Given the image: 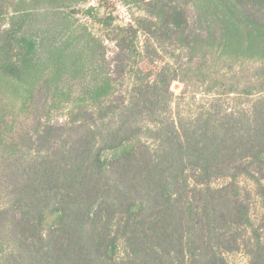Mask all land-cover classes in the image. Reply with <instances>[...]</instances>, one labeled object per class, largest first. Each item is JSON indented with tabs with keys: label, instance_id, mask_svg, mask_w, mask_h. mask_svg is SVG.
<instances>
[{
	"label": "trees",
	"instance_id": "1",
	"mask_svg": "<svg viewBox=\"0 0 264 264\" xmlns=\"http://www.w3.org/2000/svg\"><path fill=\"white\" fill-rule=\"evenodd\" d=\"M88 1L0 0V264H264V0H124L112 70L69 20ZM168 47L185 62L134 65ZM182 87L209 97L190 116Z\"/></svg>",
	"mask_w": 264,
	"mask_h": 264
},
{
	"label": "rangeland",
	"instance_id": "2",
	"mask_svg": "<svg viewBox=\"0 0 264 264\" xmlns=\"http://www.w3.org/2000/svg\"><path fill=\"white\" fill-rule=\"evenodd\" d=\"M92 8L93 11L91 14H87L86 10ZM72 17L69 20L75 23L76 27L83 35L91 34L92 37L100 38L103 40V44L106 47L105 53V60L106 63L109 64L110 70L113 69L114 62L113 59L116 54V46L115 42L111 40L109 37L108 31L104 30L102 25L99 23L101 18H105L109 15L115 17L114 25L126 26L128 24L135 25V20L143 16V10L140 5L132 4L129 5L124 2V0H89L86 4L79 5L73 7ZM55 24H59V21H53ZM58 28V27H57ZM52 37H55L54 32L52 33ZM144 41L145 36L144 34H139V39L137 42V50L138 53H141L142 56L144 55ZM160 50V51H159ZM160 52V57L155 61V63H151L150 60L144 59L143 62L142 58H136V62L134 65L137 67L143 68H152L155 72H157L162 66L169 62L173 66L177 67V64L184 63V52L182 49H177L176 47H168L166 51L158 49ZM137 53V54H138ZM100 64V62H99ZM244 66H249L252 69L257 66L256 62H251L246 65H241L239 67L234 66L235 71L237 73H241ZM227 69H223L221 74L227 72ZM114 78V77H113ZM85 80L77 79L71 80L68 77H64L61 81V84H83ZM115 84H120L119 89L125 90L127 84H133V78L131 73L126 74L124 77H120ZM196 84V83H193ZM185 91V90H184ZM183 87L181 90L178 89L177 93L175 94V99L172 104L173 113L177 114L182 113L183 115L190 116L195 114L197 110L207 102L208 96L203 95L197 89L193 87L187 89V91L182 94ZM230 103L229 99L227 100V104ZM66 112H58L54 115V119L60 120L61 122L66 120ZM242 185L248 187L249 190H253V184L246 180L241 179ZM225 181L221 180L214 183V186H219L224 184ZM252 217L254 222L257 225L263 224L264 222V201L263 199L253 196L252 198ZM227 260L229 264H248V255L245 249L242 250L240 253H235L231 255H227Z\"/></svg>",
	"mask_w": 264,
	"mask_h": 264
}]
</instances>
